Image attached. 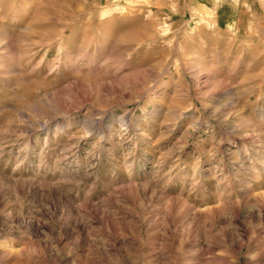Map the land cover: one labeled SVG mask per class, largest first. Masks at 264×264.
I'll list each match as a JSON object with an SVG mask.
<instances>
[{"label": "rangeland", "instance_id": "1", "mask_svg": "<svg viewBox=\"0 0 264 264\" xmlns=\"http://www.w3.org/2000/svg\"><path fill=\"white\" fill-rule=\"evenodd\" d=\"M0 264H264V0H0Z\"/></svg>", "mask_w": 264, "mask_h": 264}]
</instances>
